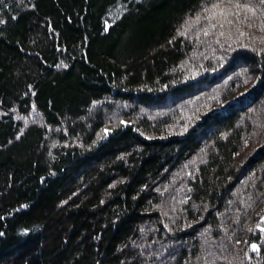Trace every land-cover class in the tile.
<instances>
[{"label": "trees", "instance_id": "1", "mask_svg": "<svg viewBox=\"0 0 264 264\" xmlns=\"http://www.w3.org/2000/svg\"><path fill=\"white\" fill-rule=\"evenodd\" d=\"M0 264H264V0H0Z\"/></svg>", "mask_w": 264, "mask_h": 264}, {"label": "rangeland", "instance_id": "2", "mask_svg": "<svg viewBox=\"0 0 264 264\" xmlns=\"http://www.w3.org/2000/svg\"><path fill=\"white\" fill-rule=\"evenodd\" d=\"M241 96L240 95H238L237 94V96H235V97H233V98H231V100H229L231 103L233 102H235V101H237L238 100V98H240ZM124 121H128L129 119H123Z\"/></svg>", "mask_w": 264, "mask_h": 264}]
</instances>
